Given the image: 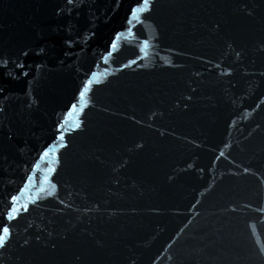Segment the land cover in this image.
<instances>
[{
    "label": "water",
    "instance_id": "water-1",
    "mask_svg": "<svg viewBox=\"0 0 264 264\" xmlns=\"http://www.w3.org/2000/svg\"><path fill=\"white\" fill-rule=\"evenodd\" d=\"M142 2L0 0V264H73L264 41V0Z\"/></svg>",
    "mask_w": 264,
    "mask_h": 264
},
{
    "label": "snow or ice",
    "instance_id": "snow-or-ice-1",
    "mask_svg": "<svg viewBox=\"0 0 264 264\" xmlns=\"http://www.w3.org/2000/svg\"><path fill=\"white\" fill-rule=\"evenodd\" d=\"M69 3H71V0H69ZM149 6H150L149 0H143L142 3L137 4V6L134 7L131 10L132 17L135 18V19H139V17L137 16V13L144 12L146 9L149 8ZM128 23L131 24V20H129ZM120 35H121L120 33H117L116 34L117 39L120 38ZM144 43L146 45L148 42L145 41ZM115 46H116L115 45V41H113L112 47L114 48ZM141 50L143 51V49H141ZM93 76H95V73H93ZM92 83H93L92 79H89V80H87L85 82L83 88L79 92V98H80L79 101L76 104H73L72 105L71 109L67 113V117H70V116H72V115H74L76 113L78 104L83 105V103L85 102L86 94L89 91V86ZM76 127H79V124L78 123H77ZM58 139L61 142L64 140V135H63L62 132L58 136ZM52 147L53 146H49L48 149H45V151L43 152V154L41 156V159H44L45 157H47L50 154V151H51ZM36 167H39V164H37ZM49 171H53V169L49 168ZM247 171H248V169H245V172H247ZM28 180H29V182H32L34 180V177L29 176L28 177ZM43 183H49V186L50 187H52V188L55 187V185H52L48 181L47 176H44L43 177V179L41 181V184H43ZM38 190L39 191H46V189H44L43 187H40ZM23 191H24V189H21V192H23ZM19 198L20 197L15 196V195L11 197L12 204L7 209V212H6V217H7V220H9V221L15 219V216H16V214H18V211L19 210H26L27 209V204L21 205L20 206V209L17 208V202H18ZM29 200L31 201V197H29ZM10 236H11V231H10L9 224L8 223H3L2 225H0V249H2V248H4V247L7 246V242L9 241Z\"/></svg>",
    "mask_w": 264,
    "mask_h": 264
}]
</instances>
